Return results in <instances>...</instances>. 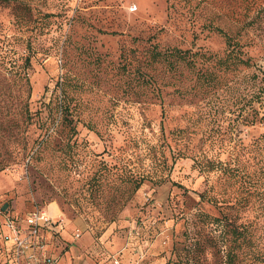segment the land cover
Listing matches in <instances>:
<instances>
[{
    "label": "rangeland",
    "instance_id": "1",
    "mask_svg": "<svg viewBox=\"0 0 264 264\" xmlns=\"http://www.w3.org/2000/svg\"><path fill=\"white\" fill-rule=\"evenodd\" d=\"M4 207L57 264H264V0H0Z\"/></svg>",
    "mask_w": 264,
    "mask_h": 264
},
{
    "label": "built area",
    "instance_id": "2",
    "mask_svg": "<svg viewBox=\"0 0 264 264\" xmlns=\"http://www.w3.org/2000/svg\"><path fill=\"white\" fill-rule=\"evenodd\" d=\"M0 217V264H57L47 242L63 230L60 217H52L42 208L29 211L21 219L7 217L0 210Z\"/></svg>",
    "mask_w": 264,
    "mask_h": 264
},
{
    "label": "trees",
    "instance_id": "3",
    "mask_svg": "<svg viewBox=\"0 0 264 264\" xmlns=\"http://www.w3.org/2000/svg\"><path fill=\"white\" fill-rule=\"evenodd\" d=\"M226 40H227V46L228 47H231L232 45L233 46L237 45V44H235V42H233V38L231 36L226 35ZM180 55H185V52L180 53ZM240 63H243V62H240ZM217 164H215L214 162H210V161L203 163L201 161L200 157L197 160H195V166L198 167L199 172L200 171L211 172V171H214V170L216 171V170L219 169V167L221 165L219 162ZM131 181L134 182L135 180H131ZM134 183H135V188L134 189H138L140 187V182H134Z\"/></svg>",
    "mask_w": 264,
    "mask_h": 264
},
{
    "label": "crops",
    "instance_id": "4",
    "mask_svg": "<svg viewBox=\"0 0 264 264\" xmlns=\"http://www.w3.org/2000/svg\"><path fill=\"white\" fill-rule=\"evenodd\" d=\"M47 211H48V213L50 214V216H52V217H56V215H55V213H54V210L48 208Z\"/></svg>",
    "mask_w": 264,
    "mask_h": 264
},
{
    "label": "water",
    "instance_id": "5",
    "mask_svg": "<svg viewBox=\"0 0 264 264\" xmlns=\"http://www.w3.org/2000/svg\"><path fill=\"white\" fill-rule=\"evenodd\" d=\"M2 212H5V207L1 209Z\"/></svg>",
    "mask_w": 264,
    "mask_h": 264
}]
</instances>
